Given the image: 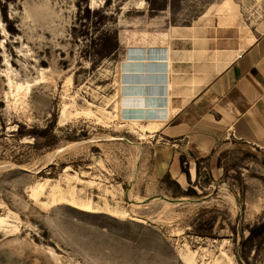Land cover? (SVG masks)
<instances>
[{
    "label": "rangeland",
    "instance_id": "rangeland-1",
    "mask_svg": "<svg viewBox=\"0 0 264 264\" xmlns=\"http://www.w3.org/2000/svg\"><path fill=\"white\" fill-rule=\"evenodd\" d=\"M191 25L242 50L264 0H0V264H264V151L153 171L125 64Z\"/></svg>",
    "mask_w": 264,
    "mask_h": 264
},
{
    "label": "crops",
    "instance_id": "crops-1",
    "mask_svg": "<svg viewBox=\"0 0 264 264\" xmlns=\"http://www.w3.org/2000/svg\"><path fill=\"white\" fill-rule=\"evenodd\" d=\"M173 29L153 48H138V62L125 66L126 72L134 65L140 69L141 83L132 90L143 99L142 110L151 113L143 126L159 145L154 174L182 186L196 179L198 162L212 167L222 147L264 151V32L232 51L215 44L210 27L201 26L196 38L198 26Z\"/></svg>",
    "mask_w": 264,
    "mask_h": 264
},
{
    "label": "bare ground",
    "instance_id": "bare-ground-1",
    "mask_svg": "<svg viewBox=\"0 0 264 264\" xmlns=\"http://www.w3.org/2000/svg\"><path fill=\"white\" fill-rule=\"evenodd\" d=\"M140 106V105H139ZM127 109H128V107H127ZM139 110H140V107H137L136 109H133V110H131L132 112H139ZM146 115V114H145ZM154 116V115H153ZM139 118V117H138ZM135 122V121H134ZM149 130H154V128H149Z\"/></svg>",
    "mask_w": 264,
    "mask_h": 264
}]
</instances>
